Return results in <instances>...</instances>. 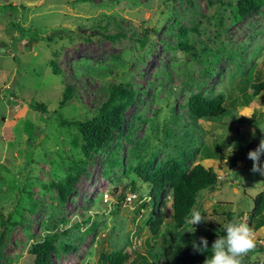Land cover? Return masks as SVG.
Wrapping results in <instances>:
<instances>
[{
    "label": "rangeland",
    "instance_id": "obj_1",
    "mask_svg": "<svg viewBox=\"0 0 264 264\" xmlns=\"http://www.w3.org/2000/svg\"><path fill=\"white\" fill-rule=\"evenodd\" d=\"M238 1L0 0V264H34L31 247L49 236L55 237L53 264H104L101 255L115 252L128 255L131 264L148 242L161 251L180 234L171 227L165 195L160 236L151 239L150 210L140 206L145 190L131 191L124 170L110 168L108 160L118 159L129 170L153 155L157 165L177 156L182 143L167 140L163 130L172 118L167 103L185 116L198 92L237 107L219 123L196 122V139L187 143L199 149L191 166L205 160L215 143L230 149L246 140L239 120L252 131L264 128V93L254 96L249 88L245 104L238 88L254 65L264 71V6L237 20ZM147 28L152 32L144 39ZM180 28L200 51L198 59L179 49ZM113 85L135 91L136 100L120 137L105 153L86 158L79 130L62 121L91 119ZM69 86L73 96L60 106ZM81 161L85 172L61 204L55 184ZM251 169L249 160L247 168L202 194L195 210L205 224L223 226L222 215L234 213L239 222L250 214L253 199L264 192V176ZM201 223L195 232L190 225L181 232L197 233ZM241 264H264V253L246 254Z\"/></svg>",
    "mask_w": 264,
    "mask_h": 264
},
{
    "label": "trees",
    "instance_id": "obj_2",
    "mask_svg": "<svg viewBox=\"0 0 264 264\" xmlns=\"http://www.w3.org/2000/svg\"><path fill=\"white\" fill-rule=\"evenodd\" d=\"M74 1L76 3H88L91 0ZM263 6V0H239L236 5L237 15L235 18L237 20L244 19L252 13L259 12ZM131 32L135 36L138 34L136 31ZM150 32H152V29H145L143 38L145 39ZM187 34L188 31L183 28L179 29L177 35L178 47L185 54H191V57L198 59L201 56L200 51L188 40ZM137 41L141 46L144 44L141 39ZM202 53L208 56L210 51L204 49ZM257 69L256 65L251 67L246 74V79L248 80L245 79L239 82L238 88L243 98L247 95L249 88L252 89L254 96L264 93V71L261 72V70ZM210 70L208 68V71ZM54 71L56 74L59 73L56 69ZM257 73L261 74L259 78L256 77ZM250 83L251 85H249ZM73 92L72 86L66 88L60 106H64L72 98ZM135 100V91L123 85H113L109 89L107 99L96 110L91 119L77 122L63 120L62 124L68 127H76L79 130L83 140L82 152L86 158H90L92 154L105 153L109 143L116 134L120 137L126 124V113ZM240 101L249 104L248 97H245V99L240 98ZM170 104L172 103L169 102V105L167 103V106L171 110L172 118L169 114L166 118L167 123H164L166 127L164 126L165 129L163 130L166 134L165 138H168L167 140L174 138L176 139L175 141L182 143L183 147H178L179 154L177 156L171 157L166 162L157 165L155 155H153L136 169L131 168L129 170L125 169L118 159L108 160L110 168L119 167L124 170L125 176L130 180L129 188L131 191L145 190L146 199L140 203V206L150 210L147 227L151 233V239H156L160 236V225L163 223L160 205L162 197L164 198L165 195L170 197L168 206L171 212V227L175 232H180L177 236L172 237L170 245L161 251H156L155 247L148 242L143 253H135L131 264H204L206 255L210 257L212 254L211 249L206 255L196 253L191 247V241L196 240L198 242L200 237H205L210 248L217 236L225 235L226 224L233 221L238 222L234 217V213H228L222 215L225 217L223 226L214 227L209 222L207 224L202 222L197 233L181 232L188 225L186 220L198 202H200L202 193L214 189L218 181L217 174L211 168L207 169L202 164L191 166L199 149L198 147L196 149V145L192 144L187 147L188 140L193 141L196 139V131L198 130L196 122L198 120L219 123L232 114L231 110L237 107V103L227 102L221 96L208 98L198 92L189 98L185 108V116L182 117L174 113L175 105L172 106ZM34 108L45 113L44 108L39 105L34 106ZM156 112L158 113V111ZM138 120L141 121V119ZM171 124H175V129H168ZM182 130L183 135L177 136V132L182 133ZM253 136L256 137L257 134ZM135 148H137V145H135ZM84 163L86 162L75 163L66 178L55 184L61 204H65L70 199V196L74 194V185L85 172ZM253 205L246 221L252 233H256L259 230L264 232L263 193L253 199ZM54 238L46 237L43 242L31 247L29 253L34 257V264H53L51 255L55 249L53 247ZM66 247L64 246L65 250ZM252 253H264V244L256 243V247L247 254ZM126 257L128 255L126 256L122 252H115L109 255H101V260L104 264H126Z\"/></svg>",
    "mask_w": 264,
    "mask_h": 264
},
{
    "label": "clouds",
    "instance_id": "obj_3",
    "mask_svg": "<svg viewBox=\"0 0 264 264\" xmlns=\"http://www.w3.org/2000/svg\"><path fill=\"white\" fill-rule=\"evenodd\" d=\"M235 145H233V148ZM232 148V151H233ZM264 156V138L261 139L258 147L255 150L249 151L247 158L252 161L251 171L264 176V162L261 157ZM221 177V176H220ZM219 180V177H218ZM217 184L215 187H217ZM241 221L229 222L225 225V235L216 237L211 247L208 246V240L205 237H200L199 241H191V247L196 253L206 255L211 249V256L206 255L204 264H241L243 257L256 247V241L253 239L252 230L247 223V219L241 216ZM206 221L199 210H192L191 215L186 220V223L191 226L192 232H195L194 225ZM257 238V237H256ZM264 240L262 238H257Z\"/></svg>",
    "mask_w": 264,
    "mask_h": 264
},
{
    "label": "crops",
    "instance_id": "obj_4",
    "mask_svg": "<svg viewBox=\"0 0 264 264\" xmlns=\"http://www.w3.org/2000/svg\"><path fill=\"white\" fill-rule=\"evenodd\" d=\"M251 121V120H249ZM239 123H242L241 127L245 126L244 129L245 131H247L246 133V140L244 138L243 141L239 140L236 144H234L236 146V149L232 148L230 149H226L224 147H221L222 144L220 143H215L213 146V149H211L209 152L205 153V160L202 161H198L197 164H202L205 168H211L216 174L217 177H222L224 179L227 180L228 177H230L233 173H237L240 172L241 169L247 168V164L248 161L250 159L247 158V154L248 152L245 151V153H243V150L248 147V144L253 141L256 137H254V133H259L264 131V128L260 127V130H255L253 129V131L251 129H249L248 127H246L247 125L245 123H243L242 121ZM253 124L259 126L258 122H254ZM230 135H233L232 133H230ZM249 135V136H248ZM264 138V136L262 137ZM262 138H258L257 139V147L261 141ZM224 140V144L223 146L229 145V141L227 139H223ZM245 142V143H244ZM251 161V160H250ZM261 161L264 162V156L261 157ZM210 191V190H209ZM207 192V191H204ZM203 192V193H204ZM202 193V194H203ZM264 194V192H263ZM202 199V198H201ZM255 199V198H254ZM204 203H207L205 201H203ZM248 214V213H247ZM243 214L244 218H247L248 215ZM257 238L260 237L262 239H264V232L259 230L256 233Z\"/></svg>",
    "mask_w": 264,
    "mask_h": 264
},
{
    "label": "water",
    "instance_id": "obj_5",
    "mask_svg": "<svg viewBox=\"0 0 264 264\" xmlns=\"http://www.w3.org/2000/svg\"><path fill=\"white\" fill-rule=\"evenodd\" d=\"M263 136H264V132L263 133H260L253 141H251L248 144V147L246 148V152L255 150L257 148V139L258 138H262Z\"/></svg>",
    "mask_w": 264,
    "mask_h": 264
},
{
    "label": "built area",
    "instance_id": "obj_6",
    "mask_svg": "<svg viewBox=\"0 0 264 264\" xmlns=\"http://www.w3.org/2000/svg\"><path fill=\"white\" fill-rule=\"evenodd\" d=\"M221 179H222V177H219V180H221ZM218 184H219V183H218ZM129 200H131V199H129ZM253 239H254L255 241H258L257 243L262 244V241H260L259 239H255L254 234H253Z\"/></svg>",
    "mask_w": 264,
    "mask_h": 264
}]
</instances>
